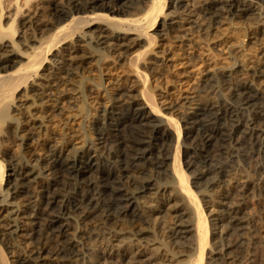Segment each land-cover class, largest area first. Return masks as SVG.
I'll use <instances>...</instances> for the list:
<instances>
[{
	"label": "rangeland",
	"instance_id": "1",
	"mask_svg": "<svg viewBox=\"0 0 264 264\" xmlns=\"http://www.w3.org/2000/svg\"><path fill=\"white\" fill-rule=\"evenodd\" d=\"M3 1L5 3H3ZM50 1H55V4L61 8H68V3L71 2V0H32L29 2V4H27V6H25V0H19V5L21 8L19 7V11L17 12L18 9H16L17 6H15V0H2V5L4 6H1L4 13L2 18V26L8 25V23H10V19L14 17L16 19L15 26L17 25L16 27L19 29V33L16 34L14 40L16 39L15 41L17 42L23 40L21 42L25 43H22L23 45L21 44L22 47L20 46L18 51H11L12 49H9L8 51H11L13 55H9L10 53H5V51H3L4 53L0 52L1 58L5 57V55H9L14 59H19L20 61L22 60L24 62V58L22 59L17 55L25 57V53L29 52V48L37 45L35 41H40L42 37H45L44 35L46 32H48V30L53 27V21L50 19L48 14L50 11ZM216 1L168 0V5L165 9L167 17L164 15L160 20L161 24H165L163 28L161 27L162 30L159 29L162 31V37L158 39L157 45L154 48L152 54L150 53V56L148 55L149 60L147 65L152 68V72H150L154 73V76H156V78L154 77V80L152 79L153 81L151 82H153L154 85H160L159 89H157L160 106L163 107L164 113L169 112L166 110L169 106H177L176 109L179 110L175 113L176 116H182L184 112L187 113V115H192L195 113V109L198 107V105L202 104V102L203 104L208 103L209 105L223 101L222 103L235 105V107H237L239 106L237 103L240 97L236 96L234 98L232 95V88L242 84H249L250 86L252 85L253 87L258 88L256 89L258 90L259 94L258 102L260 104L258 105L261 108L260 115H255L251 110H243L242 112L240 111L242 114L240 115L238 121L239 124L236 122V120L229 123L225 121L222 122L224 125H227L229 130L232 129L230 125L238 128L237 133L234 136L235 141H233L234 144H236H233V146L229 148L225 155L223 154L221 157L218 156V158H213V160H211L209 157H205L206 155L204 153L203 155L195 154L196 156H194V154H189L186 157L185 154H187V148L185 146L189 145V143H191L193 140L192 138L189 139L191 136L189 135V140L187 139L188 142L185 143L183 141L184 143L182 144V164L185 168V164L189 161H192L191 165L185 168L189 174H191L192 171L197 170V168L200 170L210 169L211 173L213 174L212 175L209 173L207 177V179L210 180L209 183L211 182L210 187L212 189L210 188V193L205 194L206 197L204 196L206 202V205L204 206L206 208L205 210L208 213L210 222H212V225H215L212 227L211 236V240L213 242L211 243L213 252H208L207 264H264V78H255L254 81L251 77H249L251 72L252 73L250 75L253 74V71L250 70L251 67L257 65L259 67L264 65V7L260 12L261 7L259 6V2L257 0H254L253 3L249 0ZM132 2L135 3V1ZM132 2L129 5H131ZM214 2L216 3L214 4ZM147 3L148 0H143L139 4H135L133 8L127 9L128 13L126 18L137 13L142 9L141 7H143L142 10H144L147 6ZM172 5L173 7H171ZM228 5L240 8L250 5L251 8H254L255 14L253 13L252 16L250 15V19L247 18L241 20V18H238V16L235 17L232 15V11L235 12L237 8H232L230 13L228 11L230 10ZM176 6L178 7L175 8ZM214 8L217 10L219 9L217 12L218 14L221 15L223 13L221 18H219L215 24L208 20L211 16L210 14L214 11ZM16 13L17 15L19 13L20 14L17 16ZM259 14L262 16H259ZM22 23L24 24L23 26L20 25ZM99 28L100 24L98 25L94 23L89 28L83 29L84 35L85 33H88L89 38L79 34V37L75 36L73 39L66 40L52 56H49L48 64L45 66L44 70L39 72V75L37 76L38 78L36 77L35 82L22 89V92L15 94V99L13 101L14 104H10L11 107L8 106V108L10 107V109L7 108L10 110V112L7 110L8 114L15 120L11 121V118H8L10 121L8 119L5 121V130L2 128L3 123L2 127L0 125V133L2 132V129L5 133L4 134L2 132V134H0V159L5 162L7 167L6 179L12 174L11 166L16 164H23L25 167H28L29 170L34 168V171L31 170L35 174L34 177L39 175L38 178L35 179L30 185L26 198L33 202L34 205H40L41 209L39 212L37 211L34 214L36 216L34 217L33 215L32 218H30L36 224L33 226L25 225V227L22 223L25 221V219H22L18 222L21 227L20 230L18 229V233L20 232L19 234L21 236L12 234L8 236V238H10L7 239L6 243H1L2 249H0L2 254H4V257L6 256L5 258H7L11 264H16L18 259L22 257L26 258L28 255H31L30 251L34 249L31 235L36 234L37 237L40 235L39 238L43 239H46L49 235V237L51 236V239L44 241H47L52 249H55V247L57 248L58 244L55 242L58 241V238H53L54 236L50 234L51 231L49 233V228L47 229L48 216L45 215L46 207L43 205V200H45L44 196H46L47 193H53L55 192V189H59L58 192L66 195L65 200H69L72 196H74V194L78 192L83 193V190H85V192L88 191V189L85 188V185H79L81 188H78L77 186L69 187L68 185H65L70 182L67 179L69 178L67 175V177H61L62 180H59V185L54 186L56 177L54 175H50V172H48L46 168L48 163L47 160L49 158L47 152L50 149L54 150L56 148L59 149V151H63V154L61 155H63L64 159L72 160L74 158V153H76L78 149H82L85 143L87 146L89 145V147H92L93 142L95 141L94 144L96 145V149L101 150L100 153H102V150L104 151V149L107 147L110 148L111 145L108 143L103 144L101 143L103 142L102 140L97 141V139L100 137L96 134L95 130L97 127H103L102 124L100 125L98 120L103 117L106 109L111 110V106L114 103L112 99H118L120 95H127L128 93H130L128 95H131L132 93L136 92V89H139V84L138 86L135 85L134 87L133 81L136 82V79L127 68V62L130 57L128 55L130 52L134 51L133 41L136 39V36L120 35L119 40L122 39L121 43L112 39H103L101 43L108 40V43L103 45H98L96 43L97 40H93L91 42L92 47H90L88 43L90 42L91 37H97L99 35ZM151 33L153 32L151 31ZM114 36L110 31H107V33L103 34L101 38H111ZM126 38L129 40H124ZM8 40L9 39H5L4 43ZM28 41L29 44L26 43ZM121 44L124 46L120 48L118 45ZM93 49L98 50V52L93 51ZM103 54L106 55L104 57H108V59H104V57H102ZM233 62L237 64L234 65ZM246 65H249L250 68H248L246 71H242L243 69L241 68H245ZM238 70H241V73H239V75H234L235 77L233 76L234 78H231L234 80V82L231 81L232 83H230V85H226L225 83L220 84L218 79L220 78L222 72L223 74L227 73L230 75V72L232 73L233 71L235 72ZM99 78H101L102 81H100ZM81 82L83 83L81 84ZM99 84L102 85L101 89L98 86ZM204 87H207L206 90L208 93L206 90V92H204ZM120 104L121 103H119L118 107H120ZM82 106H84L85 109L81 108ZM89 114H91L90 117ZM128 116L129 115L124 112L123 114L120 113L117 115V118L123 119L124 117ZM258 121L259 124H257ZM154 124H158V120L155 121ZM181 125L183 126V123H181ZM258 125H262L260 128L263 131H253V133H256V136L251 137L252 135H248L247 137L246 134L251 132V128L253 129L254 127V129H260L258 128ZM182 136L184 137V133ZM65 137H67V139H64ZM165 137L166 139L164 142L161 140L154 143L153 146L156 148V155H158L160 149H163L165 146H169V144H173V146H175L176 137L172 134L171 130L165 134ZM64 140H67L68 142L66 145L64 144V142H66ZM174 141L175 143H173ZM189 146H191V144ZM171 150L174 152V148ZM171 150V153L169 152L167 154H170L169 156L172 158L173 156ZM189 152L191 151H188V153ZM155 154L153 157L151 156L152 158L150 157L151 159L149 158L150 160H144L137 163V165H139L137 167L142 168L137 169L143 170L141 174L142 176L140 175V179H151L153 181L152 184L155 185H153L155 189L153 193H157V195H151L144 200L142 199L140 201L141 205L138 207V211L143 209V211L146 212L145 215H147L149 219V225L145 224V226L150 228V230L153 232L150 234L149 239L153 241L156 239L157 241L155 240V242L151 243L152 245L148 244V246L145 244L146 241L144 240L145 242L142 241V243H140H144L143 247L142 245L140 247L139 243L135 241V246L138 248L136 249V254H138V256L133 254L129 255L128 257L119 256L118 258H112L111 255L117 250V253L124 251L126 253L135 249V246L132 244L128 245L125 242V244L114 243L116 245L114 249H102L104 247L102 243H105V240L108 239L109 236L108 238L107 235L104 236L106 238L105 240L103 236H101L103 240L100 239V236H97L99 238L91 242L87 230L90 229L89 231L93 232L94 234L97 230L96 226L93 223L88 226L84 223H82L83 225L77 224L78 227L77 225H74L71 229V233L79 234V230L83 229L81 231L85 235H88L84 236L86 239L82 241L83 245L82 242L79 241L77 245L78 250H74L77 255L79 254L78 257H76V255L75 258H73L75 262L63 263L59 261L48 260L44 264H97L96 262L99 260V258H102V256H106L105 258L109 260L108 263L110 262V264H183L187 260L184 250H189V247L192 245L193 235H183L184 237L181 236L183 240L180 237L176 239V236L172 237V232L175 230L180 231L178 226H174V216L170 217L172 218L170 220L163 218L165 221L163 219L161 221H156L154 220L155 218L152 219L153 216H155V213H153L154 206L156 204H167L163 197L166 189L162 190L163 186H161V184L165 186L168 180L162 175V177H156L154 171H152L153 167L150 164L152 162L151 160L156 156ZM107 158L108 157L105 158L107 162L104 158L101 159L103 166L102 169L104 172L108 171L109 169L111 170L113 167V165L110 163V160ZM82 161L87 162L88 159H83ZM192 165L194 166L193 168ZM219 169L221 170L220 172L218 171ZM225 170L228 172L225 173ZM222 172L225 173V177L224 175L222 176V174H220ZM94 176L98 177L99 175L93 174L91 177L88 176L87 180H93V178H95ZM63 178H65V180ZM228 179L229 182H227ZM157 181L158 184H161L158 185ZM4 188H6L5 185ZM71 194L73 195L71 196ZM214 195H216V197ZM3 199L2 197L0 198V203H2L1 205L9 204L10 209L15 208V205L18 203L14 197L12 200L8 197V202H2ZM161 199H163L164 202ZM174 204L175 203H171L170 205L173 206ZM229 205L230 208L239 207V213L237 216L241 221L239 220L235 224H230L231 220L226 216L227 207ZM113 207L115 208L116 206ZM22 208V210L27 209L24 207ZM114 208L113 210H120V207ZM172 210L173 209L169 210L171 211L170 213L167 211V214H173ZM211 210H213V212ZM26 213H30L29 209ZM6 220L7 224L5 223V225L0 228L1 231L7 230L13 225L18 224L16 222H11V225L9 222V217L6 218ZM154 221H156V223ZM6 225L10 226L7 228ZM164 225L166 227H164ZM224 228L227 231H225ZM31 229H33V233L30 231ZM14 230L16 229H12V231ZM156 232H159L160 236L159 233L157 234ZM26 233H28V235H26ZM155 234L157 235L156 237L153 236ZM70 237L72 238L73 236H69L67 238L69 240H73L74 237L72 239H70ZM185 243L186 245H184ZM163 244H166L169 249ZM159 245H162L161 250L159 252H155V248H157ZM144 246L146 249H144ZM165 248L167 250H165ZM171 250L173 251L172 253L170 252ZM180 250L184 253H181ZM90 252L95 253L94 255H97L98 258L93 256V261H91L90 256H87ZM175 252L178 254L176 255L177 257H172L173 254H176ZM85 254L87 255L85 256ZM233 256L235 259L236 256H238L237 259L240 261L237 260V262H234L232 259ZM183 259L186 260L184 261Z\"/></svg>",
	"mask_w": 264,
	"mask_h": 264
},
{
	"label": "bare ground",
	"instance_id": "2",
	"mask_svg": "<svg viewBox=\"0 0 264 264\" xmlns=\"http://www.w3.org/2000/svg\"><path fill=\"white\" fill-rule=\"evenodd\" d=\"M15 1H16L15 6H17L16 9H18L17 10L18 12L19 7H20L19 0H15ZM30 1L32 0H25L26 2V3L24 2V4H26L25 6H27V4H29ZM132 1H135V3ZM132 1L131 0H71V2L68 3V6H67L68 8H61L57 4H55V1L54 2L50 1L49 2L50 7L48 6L50 8V11L48 14H49L50 19H52L53 21V27H51V29H49L48 32H46V34L44 35L45 37H42L40 41H35L37 45L32 48H29V52L25 53V57H22L21 55H17L18 57L22 59L24 58V62L22 60L21 62L19 59L17 60L9 56L12 54L11 51L13 50L18 51V48H20L21 44L23 43L21 41L23 40L20 41L21 43L19 41L18 42L15 41L16 39L14 40V37L16 36V34L19 33L18 31L19 29H17L16 27L17 25L15 26L16 19L14 17L10 19V23H8V25L2 26V18L4 16L3 15L4 13H3V9L1 8V6H3L2 0H0V9H1L0 11V42H1L0 52L5 51V53H8V54L10 53L9 55L3 54L5 55V57H2V58L0 55V122H1L0 125L2 127V123H3V127H2L3 129L5 126L4 123L8 118L9 119L11 118L10 119L11 121L15 120L13 117L9 116L8 114V111L10 112V110H8L11 107L10 104L12 103L14 104L13 101L15 99L14 98L15 94H17L18 92H22L21 91L22 89H24L26 86H29L30 84H33L35 82V79L39 75V72L44 70L45 66L48 64L49 56H52L54 52L58 50V48L61 47V45L66 40L73 39L75 36L79 37L80 36L79 34H82L83 36L84 35L83 29L89 28L94 23L98 25L100 24V28H99L100 33L97 37H91V40L88 43L90 47H92L91 42L93 40L94 41L97 40L96 43L98 45L100 44L103 45V44L108 43L107 42L108 40L106 42L101 43L103 39L105 40L112 39V40H115L116 42L119 41L121 43L122 39L119 40L120 35L136 36V39H134L133 41L134 46L132 45L134 51L130 52V54L128 55L130 57L127 62V68L129 69L131 74L134 75V78L136 79L135 80L136 82L131 80L134 83L133 84L134 87L135 85L138 86L139 84V89H136V92H135L136 94L132 93L131 95H128L130 94L128 93L127 95L126 94L120 95L118 99L116 98L112 99L114 103L111 106V110L106 109L103 117L98 120L100 125L102 124L103 127L101 126L97 127L95 130L96 134L100 137L97 139V141L102 140L103 142L101 143L103 144L108 143L109 145H111L110 148L105 146L107 148L104 149V151L102 150V153H100L101 150L96 149V145L94 144L95 141L93 142V146L95 147L93 146L89 147V145L87 146L85 143L82 149H78V150L76 149L77 152L74 153L73 155L74 158L72 160L64 159L63 155H61L63 154L62 153L63 151H59V149H56V148L54 150L50 149L47 152L49 158L47 160L48 163H47L46 168H47V171L50 172V175H54L56 177L54 186L59 185V180L60 181L62 180L61 177L68 176L69 178L67 179L70 182H68L65 185H68L69 187L77 186L78 188H81L79 187V185H85V188L88 189V191L85 192V190H83V193L78 192L74 194V196H72L73 194H71L72 197L70 199L68 198L69 200H65L66 195L61 192H58L59 189L58 190L55 189L58 187H55V188H52V189H55V192L53 193L49 192L47 193L46 196H44L45 200H43L44 202L43 205L46 207L45 215L48 216L47 229L49 228L48 229L49 233L51 231L50 234L54 236L53 238L55 237L58 238L57 242H55L56 240L54 241L55 243L58 244V246L57 248L55 247V249L54 248L52 249L50 247V244L47 241L46 242L44 241V240L51 239V236L49 237V235H48L49 239L48 237L46 239L39 238L40 235L37 237L36 234L31 235L32 243L34 245V249L30 251L31 255H28L26 258L22 257L18 259L16 264H44L48 260L59 261L63 263L64 262L65 263L75 262L73 258H75L77 254L74 250L77 249V245L79 241L82 242L84 239H86L84 236L88 234L85 235L81 231L83 229L79 230V234H74V233H71V229L73 228L74 225L82 224V223L86 224L87 226L93 223L98 230L97 232V230L95 229L97 232V233L95 232L96 234L95 233L93 234V232H90L89 231L90 229L87 230V232L89 233V236H90L89 239L91 242L97 240V238H99L97 236H100V239H102L101 236L104 237L107 235V238L109 236L108 239L104 237V240L106 239L105 240L106 242L102 243V245H104L102 249L104 248L114 249L116 247L115 245L116 243L125 244L126 242V244L128 245L132 244L133 246H135L136 245L135 241H137L140 247L141 245L143 247L144 243L143 244H140V243H142V241L144 240L146 241L145 244L147 245L151 244L152 242H155L156 239L154 241L149 239L150 234H152L153 232L150 230V228L145 226V224L149 225L148 223L149 219L147 215H145L146 212L143 211V209L138 211V207H140L141 205L140 201L142 199L144 200L145 198H148L151 195L156 196L157 193H153V191L155 190L154 189L155 185L152 184L153 181L151 179L149 180L140 179V175L142 174L143 170H141L142 169L141 167H137L139 166L137 165V163L144 161V160L146 161L150 160L155 153L157 154V152L155 151L156 148L153 145L157 141L162 140V142H164L166 139L165 134L169 132V130H171L172 134L176 137L175 146H173V144H169V146H165L164 148L162 147L163 149H160L158 153L159 156L155 154L156 156L151 160L152 162L150 161L151 162L150 164L153 167L152 171H154L156 177L164 176L168 180L165 186L159 183L161 184V186H163L162 190L166 189V192L163 197L167 204L166 205L156 204L153 208V213H155V216L151 218L152 219L155 218L154 220L156 221L157 220L161 221L163 218L170 220L172 219L170 217L174 216V219H173L174 222L173 221L171 222L174 223V226H178L180 231L175 230L174 232H172V237L176 236L175 237L176 239L179 237L181 238V236L187 235V234L193 235L192 245L189 247L188 251L184 250L186 253L185 256L187 257V260L185 259L186 260L185 261L183 259L185 261L183 264H207V254L209 251L213 252L212 250L213 248L211 246V243H213L211 240V236H212V227H214L215 225L214 224L212 225V222H210L208 213L205 210L206 208L204 207L206 205L204 196L205 194L210 193L211 191V190L209 191V189L211 188L210 187L211 182L209 183L210 180L207 179L209 173H211V170L210 169L200 170L197 168V170H194L191 172V174H189L185 168L190 166L192 161H189L188 163L185 162L186 164L184 168V165L182 164L183 163L182 162V144L184 142L185 143L188 142L187 141L188 136L191 135L189 138V139L191 138L193 139L191 143H189V145L191 144V146L189 145L185 146L187 148V154H185L186 157L189 154L191 155L194 154V156H196V155H201V154L203 155L204 153L206 155L205 157H209L211 160H213V158H216V157L218 158V156L221 157L223 154L225 155V153L229 150V148H231V146H233L234 144L233 142L235 141L234 136L236 135L238 128L230 125L232 129L229 130L227 125H224L222 122L225 121L229 123L235 120L236 122H238L240 115L242 114L241 112L243 110H247V111L251 110L255 115H260L261 108L258 105L260 104L258 102V99H259V94L257 90L258 88L256 87L257 88L256 89L255 87H253L252 85L250 86L249 84L248 85L238 84L239 86H235V87L233 86L234 88H232V92H233L232 95L234 96V98L236 96L240 97L237 103L239 104V106L237 107H235V105L222 103L223 101L217 102L214 104H209V105L208 103L203 104L202 102V104L198 105V107L195 109V113H193L192 115H187V113L184 112L182 116H176L175 113L179 109H176L177 106H173V105L169 106L166 109L169 111V112L167 111L168 113H164L163 107L160 106V103L158 100L159 97H158L157 89H159L160 85H154L153 82H151L154 80L153 79L154 77L156 78V76H154L155 75L154 73H151L152 68H150L147 65L148 64L147 62L149 60L148 55L150 56V53L152 54V52L154 51V48L157 45L158 39L162 37L161 27L163 28L165 24L163 23L161 24L160 20L162 16L164 15L165 17H167L165 9H166V6L168 5L167 4L168 0H148L147 6L144 10H142L143 7H141L142 9L139 10L137 13L132 14L131 16L126 18L127 13H128L127 9L133 8L135 4L137 5L143 0H132ZM249 1H251L252 3L254 2V0H249ZM257 1L259 2L258 3L259 6L261 7L260 9V12H261L262 8L264 7V0H257ZM131 2L132 4L129 5ZM216 2H214V4ZM3 3L5 2L3 1ZM246 6L240 8V7H233L231 5H228V7L230 8V10L228 11L231 13L232 8H235V9L237 8L235 12L232 11V15L235 17L238 16V18H241V20L247 19L250 17V15L252 16L255 10L254 8H251L250 5H248L247 7ZM171 7H173V5ZM177 7L178 6H176L175 8ZM213 10L214 11L210 14L211 16L209 17L208 20L212 21V23L215 24L217 23L218 19L221 18V15L223 13L220 15L217 13L219 9L217 10L216 8H214ZM208 12H211V11H208ZM259 16H262V15L259 14ZM20 25L23 26L24 24L22 23ZM107 31H110L113 34V36L114 35L115 36L111 38L110 37L101 38V36L107 33ZM151 31L153 33H151ZM84 37L89 38L88 33H85ZM5 39H9V40L4 43ZM124 40L128 41L129 39L126 38ZM29 41L26 43L29 44ZM124 45L121 44L118 46H120L121 48ZM9 49L10 50L12 49V50L8 51ZM93 51L98 52V50L96 49L95 50L93 49ZM104 56L106 55L103 54L102 57ZM106 58L108 59V57ZM106 58L104 57V59ZM236 64L234 63V65ZM248 68H250V66L246 65L245 68L243 67L241 69H243L242 71H246ZM250 70L253 71L252 75H250L252 72L249 74V77H251L252 80L255 81V78L256 79L264 78V65L259 66V67L258 65L253 66L250 68ZM239 73H241V70H238L235 72L233 71L232 73L230 72V75H228L227 73L223 74L222 72L218 80L220 84L225 83L226 85H230V83H232L231 81L234 82V80H232L231 78L234 75H237V74L239 75ZM99 79L100 81H102L101 78ZM82 83L83 82H81V84ZM101 84L98 85L100 89L102 87ZM206 88L205 87L203 88L204 92L207 91ZM20 95H23V94H20ZM119 103H121L120 107H118ZM8 106L10 107L8 108ZM81 108H84V106H82ZM124 112H126L129 116L124 117L123 119L117 118V115H119L120 113L123 114ZM91 114H89V117ZM157 120H158V124H154V122ZM181 123H183V126L181 125ZM257 124H259V121ZM260 126L258 128H260ZM3 129L1 131L4 133ZM253 129L251 128V132L246 134L247 137L248 135L249 136L252 135L251 137L256 136V133H253V131H258V130L263 131L261 130V128L254 129V130ZM2 132L0 134H2ZM183 133H184V137L182 136ZM64 139H67V137H65ZM64 141H66L64 142V144L66 145L68 142L67 140H64ZM173 143H175V141ZM173 148H174V152L171 150ZM170 150L172 151V156H173L172 158L169 156L170 154L169 155L167 154L170 152ZM188 151H191V152L188 153ZM106 157H108L107 159L110 160V163L113 165V167L111 170L109 169L108 171L104 172V170L102 169L103 166L101 163L102 162L101 159L102 158L105 159ZM83 159H88V161L83 162L82 161ZM171 159H172V163H171ZM193 167L194 166L192 165V168ZM6 168L7 167H6L5 162L2 159H0V198L1 197L2 199L4 198L2 202H8L9 201L8 197L11 200L14 197V199L17 200L18 203L17 205H15V208H12V209L9 208V204L1 205L2 203H0V228H2L3 225H5V223L7 222L6 218L8 217H9L10 223L11 222L18 223L22 219H25V221L22 222L24 226L25 225L33 226L36 223H34V221H32L30 218H32L35 212L37 211L39 212L41 208H40V205H34L33 202H31L29 199H26V198L29 192L30 185L35 179L38 178L39 175L34 177L35 176V174L33 173L34 168L31 169L33 170L31 171L28 169V167H25L23 164H16V165L11 166L12 174L9 175V177H7L6 179V175H7ZM137 168H141V169H137ZM226 170H225V173L228 172ZM218 171L220 172L221 170L219 169ZM223 172L220 173L222 174V176L225 174ZM93 174H97L99 176L98 177L94 176L95 178H93V180L92 179L87 180V177L88 176L91 177ZM63 179L65 180V178ZM227 182H229V179L227 180ZM157 184H158V181H157ZM4 185L6 188H4ZM214 196L216 197V195ZM161 200L164 202L163 199ZM171 203H175V204L171 206L170 205ZM113 206H116L118 208L120 207V210H117V211L113 210L114 208ZM22 207L27 208V209L22 210L23 209ZM28 209L31 214L26 213ZM171 209H173L172 210L173 214L171 215L167 214V211L170 213L171 211L169 210ZM211 211L213 212V210ZM238 213H239V207L230 208V205L227 207L226 216L228 219L230 218L231 220L230 224L232 223L235 224L236 222L240 220L237 216ZM35 216L36 215H34V217ZM156 221L154 222L156 223ZM165 225L164 227H166ZM6 226L8 228L10 225H6ZM14 228L16 230L12 231V229ZM18 229L19 230L21 229L19 223L13 225L7 230H4V231L0 230V248L1 249H2V244L6 243L7 239L10 238V237L8 238V236L12 234L21 236L19 234L20 232L18 233ZM30 231H32L33 233V229H31ZM225 231L227 230L225 229ZM26 235H28V233H26ZM69 236H73L74 237V238L72 237L73 240H69L67 238ZM153 236L156 237L157 235L155 234ZM159 236H160V233H159ZM72 238L70 237V239ZM8 244H9V241H8ZM82 245H83V242H82ZM119 245H122V244H119ZM163 245L166 246V244H163ZM184 245H186V243ZM161 247L162 245L161 246L159 245L157 248H155V252H159L161 250ZM1 249H0L1 264H11L9 260L5 258L6 256L4 257V254H2ZM136 249L138 248L135 246V249H133L132 251L130 250V252L128 251L126 253L125 251L117 253L118 251L117 250L111 256L112 258H118L119 256L128 257L129 255H133V254L138 256V254H136ZM144 249H146L145 246H144ZM165 250L167 249L165 248ZM170 252L172 253L173 251L171 250ZM181 253H184V252L181 251ZM94 254L95 253L90 252L89 255L85 254V256L86 255L90 256L91 261H93V256L97 257V255H94ZM78 255L76 257H78ZM176 255L178 254L177 253L173 254L172 257ZM105 257L102 256V258H99V260L96 263L97 264L99 263L100 264H110V262L108 263L109 260L106 259ZM237 258L238 256H236V259L234 256L232 257L234 262L235 261L237 262V260L240 261Z\"/></svg>",
	"mask_w": 264,
	"mask_h": 264
}]
</instances>
